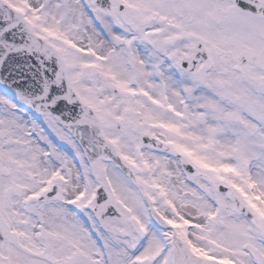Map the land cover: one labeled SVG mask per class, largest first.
I'll list each match as a JSON object with an SVG mask.
<instances>
[{"label": "snow or ice", "instance_id": "snow-or-ice-1", "mask_svg": "<svg viewBox=\"0 0 264 264\" xmlns=\"http://www.w3.org/2000/svg\"><path fill=\"white\" fill-rule=\"evenodd\" d=\"M0 264H264V0H0Z\"/></svg>", "mask_w": 264, "mask_h": 264}, {"label": "water", "instance_id": "water-1", "mask_svg": "<svg viewBox=\"0 0 264 264\" xmlns=\"http://www.w3.org/2000/svg\"><path fill=\"white\" fill-rule=\"evenodd\" d=\"M0 71H2V70H0Z\"/></svg>", "mask_w": 264, "mask_h": 264}]
</instances>
